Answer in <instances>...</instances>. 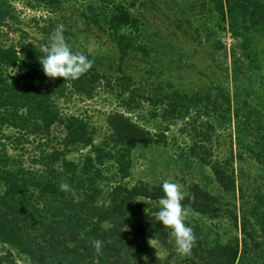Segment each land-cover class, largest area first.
Here are the masks:
<instances>
[{
	"label": "rangeland",
	"instance_id": "rangeland-1",
	"mask_svg": "<svg viewBox=\"0 0 264 264\" xmlns=\"http://www.w3.org/2000/svg\"><path fill=\"white\" fill-rule=\"evenodd\" d=\"M2 1L13 15L8 20L11 28L0 29L1 43L49 42L57 25L63 24L72 50L100 58V75L110 79L111 84L100 80L91 96L70 93L58 98L65 114L82 118L94 132V146L74 145L68 157L79 159L100 148L110 152L100 181L106 191L116 181L151 187L167 180L182 184L189 194L198 184L213 196L217 212L185 206L186 225L207 246L237 238L242 242L240 195L244 192V201L249 199L247 208L255 202L254 194L264 202V28H251L249 41L244 42L211 0H110L124 3L135 17L134 25L121 29L132 39L128 43L114 34L100 13L110 6L108 0ZM234 57L245 65L240 72L234 71ZM221 91L231 93L234 100L248 101L239 115L222 113V100L216 99ZM249 110L253 122L243 125ZM115 112L155 139L130 150L125 178L115 158L119 146L111 141L109 121ZM218 163L234 175L235 189L225 190L218 182L213 170ZM158 202L137 198L147 211L159 210ZM263 213L264 204L256 213L260 220H252L258 240L264 236ZM147 245L144 264L170 254L156 237L149 238ZM9 249L18 264H37L0 240V252Z\"/></svg>",
	"mask_w": 264,
	"mask_h": 264
},
{
	"label": "trees",
	"instance_id": "trees-1",
	"mask_svg": "<svg viewBox=\"0 0 264 264\" xmlns=\"http://www.w3.org/2000/svg\"><path fill=\"white\" fill-rule=\"evenodd\" d=\"M108 1L110 6L101 8L100 13L119 39L131 43L132 39L121 29L134 25L135 17L124 3ZM211 1L244 42L248 43L251 28H264V0ZM12 12L10 5L0 0V29L11 28L8 20ZM47 43L29 39L20 40L18 45L0 42V240L37 264H144L147 241L152 237L170 251L167 257L155 259L152 264H264V236L256 239L252 221L260 220L256 213L264 204L258 193L252 196L255 202L249 208V199L244 201L246 194L240 195L242 242L237 238L235 242L207 246L197 237L191 257H182L173 250L170 230L156 220L158 210L147 211L145 205L137 203L138 197L159 200L164 195L162 184L129 187L116 181L106 191L100 181L104 178V159L110 152L100 148L81 154L79 159L68 157L74 145L94 146V132L82 118L65 114L58 98L70 93L91 96L100 80L111 82L100 75L101 59L87 53L84 54L94 64L79 79H48L39 63L41 46ZM240 62L234 57V71H242L245 65ZM216 99L222 100L219 107L223 114L232 111L239 115L241 107L248 104L246 100H234L226 91H221ZM244 118L243 125L250 126L253 112L247 111ZM109 123L111 141L119 146L115 158L125 178L130 150L155 139L119 112L111 116ZM9 149L17 152L12 154ZM213 170L225 190L235 189V177L224 165L218 163ZM62 181L77 190L82 197L79 203L59 190ZM182 203L202 212H217L213 196L198 184L190 188ZM82 232L84 239L80 238ZM97 239L103 242L99 255L92 245ZM0 264H18L11 249L0 252Z\"/></svg>",
	"mask_w": 264,
	"mask_h": 264
},
{
	"label": "clouds",
	"instance_id": "clouds-1",
	"mask_svg": "<svg viewBox=\"0 0 264 264\" xmlns=\"http://www.w3.org/2000/svg\"><path fill=\"white\" fill-rule=\"evenodd\" d=\"M64 31L63 24L57 25L49 37V42L41 46L43 55L39 57V63L44 75L50 80L56 78H63L65 81L77 80L89 72L94 64V61L84 53L72 50V46L64 36ZM58 171L62 172L63 168H59ZM59 190L70 194L74 203H79L82 199L77 194V190L67 182L62 181L59 184ZM162 191L164 195L158 202L159 210L155 214L156 220L170 230V235L174 238L175 251L182 257H191L193 248L197 244V236L185 223L188 209L182 203L189 194L182 184L167 180L162 184ZM80 238H85L83 232ZM92 245L98 255L102 254L101 240H94ZM144 259L147 261V257Z\"/></svg>",
	"mask_w": 264,
	"mask_h": 264
}]
</instances>
